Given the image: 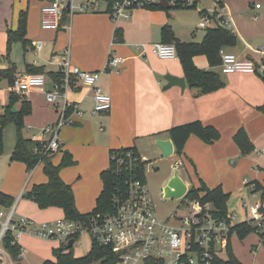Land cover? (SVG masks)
<instances>
[{"label": "crops", "instance_id": "0c3cea01", "mask_svg": "<svg viewBox=\"0 0 264 264\" xmlns=\"http://www.w3.org/2000/svg\"><path fill=\"white\" fill-rule=\"evenodd\" d=\"M49 1L51 0H0V52L5 50L4 40H8L7 31L18 28L19 15L26 11L28 44L24 46L22 42H18L22 43L27 55L29 54L28 58L26 56L24 58L23 69L10 60L7 61L6 67L0 69L14 67L15 76L31 72H40L47 76L48 81L44 87L34 88L26 96L30 111L24 118L28 117L25 121L32 124L54 122L58 117L56 109L48 104L46 91L51 89L52 82L56 81L51 73L60 71L61 60L66 50L69 51L72 65L88 72H102L98 86L111 96V109L94 113L92 90L78 82L76 87L68 91V96L72 102L79 104L82 115H75L73 118L75 123L62 128L59 133L61 160L63 154L69 152L76 164L78 161L74 155L79 157L81 151L86 152L94 160L93 168L85 173L83 179L87 184V202L78 198L74 187L76 183L66 179V167L60 173L62 179L72 186L76 205L81 213L96 207L101 192L97 189L99 183L96 181V175L101 176L102 171L108 167L111 150L135 147L140 154L148 158L146 154L148 152L162 154V150L155 144L156 139L172 140L169 134L172 127L196 120L214 127L220 137L214 142L207 143L192 135L185 145L182 156L177 155L174 149L170 157H174L175 162L182 161L181 168H186L190 180L194 178L200 182L197 185L190 183L178 169L179 175L188 186V191L192 187L200 188L202 183L211 189L221 186L230 194L231 200L232 189L244 183V180L251 181L249 175L264 187V112L258 110V107L264 104L262 73L225 74L221 70V63L213 66L205 54H198L194 57L195 65L201 70L216 72L224 82L222 87L212 92L201 93L188 85L179 58L161 59L148 47L155 43L173 42L164 36L165 26L171 29L174 38L180 42H201L207 28L199 26L198 17H201V11H216L215 0H199L198 6L189 8L191 10L164 9L162 6L135 8L129 18L119 20L111 17L108 3L99 0L98 12L82 13L76 10L72 14L69 9L64 10L60 28L46 30L41 27V8ZM222 1L236 36L234 45L223 48L241 60L261 63L264 61V0ZM73 4L76 5L75 0ZM257 4H260V7H257ZM117 30L121 32V41L115 39ZM137 45H145L146 51L138 49ZM111 52L123 58L119 67H107ZM166 74L185 78L186 87L183 89L181 86L173 85L165 88ZM1 80L6 81V93L1 98L2 102L6 103L0 110V114H3L9 104L11 88L8 79L0 77ZM22 104L21 100L16 103L14 106L16 111L22 108ZM241 129L245 130L254 146L253 151L246 155L242 153L234 139ZM244 157H247L248 167L250 164L253 165V168H250L251 172L244 166L233 170L231 167H239ZM53 158L54 155L52 162ZM53 163L58 165V162ZM39 164L44 167L43 163ZM35 168L29 170V175L23 178L22 184L17 188L3 191L14 198V204L10 208L0 204V212L7 215L14 207L15 219L28 217L37 222L64 217L61 208L41 209L29 196L25 197V194L29 193L24 191L31 183L48 181V176L44 178L39 175ZM172 174L173 171L164 176L165 183ZM244 200L242 197L239 206L234 204L233 208H229L228 203V212L236 214L237 221L235 220L234 225L246 222L250 217L244 208L242 209ZM17 211L19 213L15 217ZM51 212L55 214L54 217L42 220L44 215ZM2 220L3 218L0 221ZM17 239L22 248L21 264H33L27 260V254L30 252L46 258L42 243H47L51 248L50 260L56 259L53 249L60 247L58 242L27 233ZM232 243L233 235L231 238L233 247ZM2 251L4 254H0V258L3 262L0 264H16L4 248Z\"/></svg>", "mask_w": 264, "mask_h": 264}, {"label": "built area", "instance_id": "2783aa9c", "mask_svg": "<svg viewBox=\"0 0 264 264\" xmlns=\"http://www.w3.org/2000/svg\"><path fill=\"white\" fill-rule=\"evenodd\" d=\"M74 0H51L41 8V27L57 30L61 26L64 10L73 14L78 12H98L99 0H83L78 5ZM70 2V8H67ZM171 8H196L199 0H166ZM217 10L202 11L199 26L201 28L224 27L232 30L228 14L222 0H215ZM160 5L161 0H116L110 5V15L114 20L129 18L135 8ZM260 7V4H257ZM234 31V30H233ZM150 51L161 59L178 58L174 44L155 43L148 46ZM146 51V46L137 45ZM221 70L225 74L263 73L264 61L257 64L252 60H241L235 54L220 49ZM123 58L111 52L107 67H119ZM60 72L62 78L52 82L46 91L48 104L58 113L55 123L44 129L50 135L48 141H42L35 135L32 139L39 141L45 153L60 150L59 133L62 128L75 123L74 116L82 115L79 104L69 99L68 91L78 82L88 86L93 92L94 113L108 111L112 107V98L98 86L101 71L88 72L70 62L69 51L64 52ZM48 78L43 73H25L15 76L13 92L21 100L34 88L46 85ZM2 106L0 105V110ZM0 123V129H2ZM142 162H146L145 167ZM150 162L142 154L133 150L116 151L110 155V166L117 179L114 183L111 204L108 210L97 211L86 220H73L67 217L53 221L37 222L28 217L14 218V207L5 215L0 212L2 237L9 232L17 241L22 234L54 240L59 246L68 247L69 241L76 243L81 235H88L91 243L96 242L111 247L118 255L116 264H218L226 260L230 234L236 220V214L220 219L214 214L211 203L203 204L192 200L188 204L189 212L184 215L172 214L161 218L157 205L146 185L145 169ZM174 169L182 165L175 162ZM143 173V177H142ZM249 181L246 180V183ZM254 192V185H249ZM243 208L250 216L249 224L262 236L264 241V205L262 200L244 201ZM73 244V246H74ZM22 253V250H21ZM21 256V255H20Z\"/></svg>", "mask_w": 264, "mask_h": 264}, {"label": "trees", "instance_id": "16d2710c", "mask_svg": "<svg viewBox=\"0 0 264 264\" xmlns=\"http://www.w3.org/2000/svg\"><path fill=\"white\" fill-rule=\"evenodd\" d=\"M104 1H106L108 7H110V5L116 0ZM150 8H161V6L156 5ZM27 20V12L22 11L19 15L18 28L16 30L9 29L7 31L8 56L14 42L20 41L24 46L28 44V39L26 38ZM120 33L119 30L116 31V41L122 40ZM163 34L173 41L171 43L176 47L178 58L182 63L188 85L191 88L198 89L201 93H209L224 85V82L216 72L199 69L194 63V57L198 54H205L213 66L220 64V49L224 46L234 45L236 43V36L233 30L224 27H209L206 29L205 36L201 42H180L174 38L172 31L168 26L163 28ZM51 74H53V78L56 79V81L60 80L63 76L60 71ZM261 76L264 79V72ZM0 77L8 79L11 88L9 104L6 107L5 113L0 114V123L3 127L0 129V154L3 149L4 126L9 121H14L17 127L18 140L11 159L24 162L27 165L28 170H32L39 163H43L44 172L48 176V181L46 183L35 184L33 186L29 192L30 199H32L41 209L59 207L64 211L65 217L73 220H86L91 214L97 211L108 210L111 204L112 189L117 180L115 179L111 166L101 173L103 189L97 198L96 207L91 212L81 213L77 208L72 186L66 183L60 174L64 167L74 164L75 161L73 156L69 152H65L60 164L56 165L52 162V155L54 153H45L43 146L40 145L39 141L32 138H25L23 136V118L29 113L30 104L26 99L21 100L19 96L15 95L13 92L15 79L14 67L0 69ZM19 100L23 102L22 108L19 111L14 112L13 107ZM258 110L264 112V104L259 106ZM169 134L175 145V151L179 156L184 154L185 145L192 135H196L207 143L214 142L220 137L219 132L214 127L205 125L200 120L174 126L169 130ZM234 139L244 155L253 151L254 146L244 129L239 130ZM126 150H133L136 154H139L135 147H123L111 150L110 155L116 151ZM141 164L145 167L146 162H142ZM143 176L142 173V177ZM247 185H254V192H259L263 189V185L258 180L249 181ZM186 198L191 201L198 199L203 204L211 203L214 207V214L216 217L220 219L228 218V200L230 194L226 193L221 186L211 189L202 183L200 188H190L186 194ZM0 204L4 207L10 208L14 204V198L6 193L0 192ZM251 231H255V229L248 221L234 225L231 230L230 242L227 248L228 258L226 260H218L217 263L243 264L233 253L231 238L233 233L237 232L242 237ZM1 245L10 254L12 259L16 261V264H21L20 255L22 248L14 239L13 235L7 232L1 239ZM53 255L56 258L55 260H46L43 264H116V261L118 260V255L113 252L111 247L103 246L96 242L91 244L90 250L83 256H76L73 252V246L71 248L63 246L54 248Z\"/></svg>", "mask_w": 264, "mask_h": 264}, {"label": "rangeland", "instance_id": "374dc122", "mask_svg": "<svg viewBox=\"0 0 264 264\" xmlns=\"http://www.w3.org/2000/svg\"><path fill=\"white\" fill-rule=\"evenodd\" d=\"M80 2V0H75L76 5ZM184 10H191V9H184ZM201 17H198V21L200 22ZM202 32V29L201 31ZM5 41V50L3 52H0V67H6L7 61H13L16 62L17 65L23 69L24 65V58L25 56L28 58L29 54L27 55V51L24 50V47L22 43L16 41L12 44L11 50L7 52V40ZM10 63V62H9ZM11 65V63L9 64ZM5 86L6 81L1 80L0 81V105L3 106L6 103L2 102V97L5 95ZM29 115V114H27ZM28 118V117H25ZM24 118V121H25ZM53 122H39L38 124H32L28 122H24V127L22 130L23 136L25 138L31 137L33 138L34 135L42 140V141H48L50 139V135L44 134V129L48 127L49 125L55 123ZM3 149L0 154V192L5 191V189H15L20 184H22L23 178H27V175H29L30 171L26 167V165L22 161L18 160H12L11 156L13 154V150L15 149L18 136H17V127L16 123L14 121H9L3 129ZM29 135V136H28ZM16 141V142H15ZM14 148V149H13ZM13 149V150H12ZM10 151V153H9ZM12 151V152H11ZM149 156L150 162L148 163L145 174H146V185L150 191L151 196L153 197L156 205H157V213L161 218H168L172 214H178V215H184L189 212L188 204L191 200L188 198L182 197L179 199L174 198H165L162 192V188L165 184L164 176H168L173 170V165L175 163L174 157L164 158L161 153L158 152H148L146 153ZM53 158V162L55 161L57 164H60L61 161V152H55ZM52 155V157H53ZM75 159L78 161V163L74 165L67 166L65 168V177L68 181H72L76 184H74L76 194L78 198L81 201H88L87 195V184L83 180L84 175L86 172H90L93 168L94 160L86 154V152H79V157H76L74 155ZM110 163V158L108 162V167ZM246 167L249 172H251L250 168H253V165L250 164V166H247V157H244L242 163L239 165V167H231L234 169H241L242 167ZM106 167V169L108 168ZM180 166L178 169L181 172V174L189 179L190 183H194V185L200 184L199 180H195L192 178L190 180L189 176L187 175L186 168L183 169ZM37 168V169H36ZM35 169L38 171L37 173L44 178H46V174L44 172L42 164L37 165ZM188 172H190L189 167ZM81 175V176H80ZM249 179L252 181L253 176L249 175ZM247 177V178H248ZM96 181L99 183V186L97 189H100L102 191L103 189V183L101 181V176L98 174L96 175ZM83 180V182H82ZM42 183V182H33L31 183L28 188L24 191V193H29L33 186L35 184ZM246 181L244 180V183L238 185L237 188H234L233 194L231 195V200H229V208H233V205L239 206V202L242 199V197L245 199L244 201H257L262 200L264 205V187L261 191L255 193L251 192L250 186L246 185ZM264 184V181H263ZM102 186V187H101ZM101 193V192H99ZM98 193V194H99ZM249 195V198H248ZM248 199H247V198ZM17 198H15L16 201ZM243 202V201H242ZM96 206V204H95ZM242 206V205H241ZM240 209V207H237ZM243 209V206H242ZM93 210V209H92ZM92 210H89L88 212H91ZM241 210V209H240ZM83 212V213H88ZM18 211L15 214V217L18 215ZM44 215V214H43ZM45 217H42L44 219H49L55 216L53 212L47 213L44 215ZM237 221V220H236ZM235 221V222H236ZM1 231V230H0ZM262 236L257 233V231H251L248 234L244 236H240L237 232L233 234V253L235 256L243 263V264H264V241H262ZM43 244V251H45L46 258L39 257L36 254L30 252L27 254V260L32 261L33 264H43L44 261L50 260L51 255V248L47 243ZM258 246V249L256 247ZM91 247V241L89 239V236L84 234L81 235L79 240L76 241V243L73 246V252L76 256H83L88 253ZM235 249V251H234ZM256 249V250H255ZM3 247L0 242V254L3 253ZM257 251V252H255ZM3 260L0 258V263H2ZM97 264V263H93Z\"/></svg>", "mask_w": 264, "mask_h": 264}, {"label": "water", "instance_id": "95a60500", "mask_svg": "<svg viewBox=\"0 0 264 264\" xmlns=\"http://www.w3.org/2000/svg\"><path fill=\"white\" fill-rule=\"evenodd\" d=\"M161 6L164 9L171 8L166 0H161ZM67 8H70V2L67 5ZM164 79L167 81L165 88H169L173 85L181 86L183 89L186 87V80L183 77H177L171 74H166ZM13 111H16V107L13 108ZM155 144L162 150L164 158H169L173 155L175 145L171 139H162L157 138ZM162 192L165 198H174L179 199L185 197L188 193V186L179 175L178 170H175L171 177L166 181L162 188ZM28 194H25V197H28ZM2 236V230L0 231V238ZM75 240L72 239L69 241L68 247L71 248Z\"/></svg>", "mask_w": 264, "mask_h": 264}]
</instances>
